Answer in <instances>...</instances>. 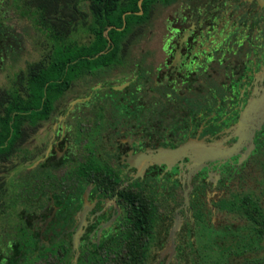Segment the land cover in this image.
Masks as SVG:
<instances>
[{
  "label": "flooded vegetation",
  "instance_id": "flooded-vegetation-1",
  "mask_svg": "<svg viewBox=\"0 0 264 264\" xmlns=\"http://www.w3.org/2000/svg\"><path fill=\"white\" fill-rule=\"evenodd\" d=\"M73 85L0 149V264H191L264 204V0L158 2Z\"/></svg>",
  "mask_w": 264,
  "mask_h": 264
},
{
  "label": "trees",
  "instance_id": "trees-1",
  "mask_svg": "<svg viewBox=\"0 0 264 264\" xmlns=\"http://www.w3.org/2000/svg\"><path fill=\"white\" fill-rule=\"evenodd\" d=\"M172 1L0 0L5 8L0 9V149L7 150L9 140L23 133L26 119L34 121L48 115L77 79L117 61L120 40L147 21L156 3L167 5ZM18 19L27 20L33 31L43 36L39 56H24L30 32L28 26L14 22ZM245 203L235 208L238 212L233 224H223L220 243L218 235L213 239L225 259L232 252L239 256L243 252L240 242L253 231L257 235L253 240L264 238L259 207ZM198 216L195 208V217L202 220ZM242 244L244 248L249 243ZM249 249L254 251V245ZM203 261V255L191 256V264H210Z\"/></svg>",
  "mask_w": 264,
  "mask_h": 264
},
{
  "label": "rangeland",
  "instance_id": "rangeland-1",
  "mask_svg": "<svg viewBox=\"0 0 264 264\" xmlns=\"http://www.w3.org/2000/svg\"><path fill=\"white\" fill-rule=\"evenodd\" d=\"M14 13L13 9L10 10L9 14L12 15ZM5 14H8L5 12ZM8 14V15H9ZM17 25L19 24V26H28L29 29V35L27 37V45H26V53H25V57L27 59H32L35 58L37 56H39L40 52H39V47L40 46V39H42L43 36L40 35L39 32L33 31L30 23L27 20H23V19H18L14 21ZM22 65V63H21ZM77 83V80L75 81V84ZM75 88V86L73 85L70 89L73 90ZM244 192H247V190H245ZM237 199V197L235 198ZM260 208V214L258 216H260V220H264V204H262ZM252 233V232H251ZM250 233V234H251ZM244 234H241V236H243ZM240 236V238H241ZM256 233L253 231L252 235H248L246 237V239L244 241H246V243L248 242L249 244L246 245V247H242V242H240V246L241 250H243V252H241V254L235 255L234 252L230 253L229 256L226 258V256H220L219 253L216 252H212L208 251V253H206L205 255H203L204 257V262L206 263H210V264H214L217 262H222L223 264H247L250 259L251 260V264H259L262 263L264 264V238L259 236V240L255 239L256 238ZM253 237V238H250ZM238 240V242L240 241L238 237H235V241ZM235 241H233V243H236ZM205 242V241H204ZM209 242V241H208ZM251 244L254 245V251H250L249 247L251 246ZM226 262H225V261Z\"/></svg>",
  "mask_w": 264,
  "mask_h": 264
},
{
  "label": "water",
  "instance_id": "water-1",
  "mask_svg": "<svg viewBox=\"0 0 264 264\" xmlns=\"http://www.w3.org/2000/svg\"><path fill=\"white\" fill-rule=\"evenodd\" d=\"M79 100V99H77ZM194 145L190 144V145H187V144H182L176 148H173V149H169V150H166L165 152H161V156H164V157H171V158H176V157H179L183 154H185L189 149H191ZM195 147V146H194ZM204 154H203V157L204 155L207 153V152H211L212 149L211 148H207L204 146ZM221 155H223V153H221ZM177 224V223H176ZM176 228V225L175 227Z\"/></svg>",
  "mask_w": 264,
  "mask_h": 264
}]
</instances>
